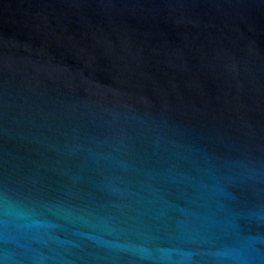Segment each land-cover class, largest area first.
<instances>
[{"label":"water","instance_id":"95a60500","mask_svg":"<svg viewBox=\"0 0 264 264\" xmlns=\"http://www.w3.org/2000/svg\"><path fill=\"white\" fill-rule=\"evenodd\" d=\"M0 264H264V0H0Z\"/></svg>","mask_w":264,"mask_h":264}]
</instances>
